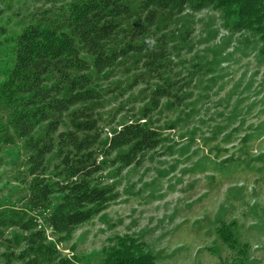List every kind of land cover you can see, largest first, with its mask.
<instances>
[{
	"label": "trees",
	"instance_id": "obj_1",
	"mask_svg": "<svg viewBox=\"0 0 264 264\" xmlns=\"http://www.w3.org/2000/svg\"><path fill=\"white\" fill-rule=\"evenodd\" d=\"M7 1L0 0V17ZM46 4L14 38L0 83V111L7 115L0 116V145H11L16 137L27 156V193L18 207L0 210V264H76L58 245L120 198L114 186L105 184L103 173L111 169L119 175L140 167L162 148L165 139L150 126V119L164 104L178 110L188 100L185 80L165 79L169 46L176 43L174 28L183 16L205 10L221 13L229 33L256 38L264 64V0ZM6 34L0 26V40ZM178 41L186 44L182 37ZM104 74H133L132 88L145 86L143 101L148 103L140 117L114 129L106 142L100 128L103 96L95 88ZM171 153L167 148L164 154ZM233 225L219 226L217 234L235 249ZM11 230L20 234L18 244ZM102 264L156 262L125 236L106 251Z\"/></svg>",
	"mask_w": 264,
	"mask_h": 264
},
{
	"label": "rangeland",
	"instance_id": "obj_2",
	"mask_svg": "<svg viewBox=\"0 0 264 264\" xmlns=\"http://www.w3.org/2000/svg\"><path fill=\"white\" fill-rule=\"evenodd\" d=\"M47 1L4 4L0 26L7 34L0 40V83L14 38ZM177 23L165 79L185 80L188 100L178 110L164 104L154 113L150 126L165 143L140 167L119 175L111 169L103 173L105 184L114 186L120 198L58 245L76 264H102L106 251L125 236L154 256L156 264H264V64L259 45L248 33H229L222 14L213 10L187 13ZM132 76L104 74L95 85L103 96L104 142L148 106L145 86L132 88ZM0 116L7 117L1 111ZM167 148L171 154H164ZM26 157L16 137L13 144L0 145V210L18 207L27 193ZM231 223L235 249L217 234L219 226ZM9 235L18 244L20 234L11 230Z\"/></svg>",
	"mask_w": 264,
	"mask_h": 264
}]
</instances>
